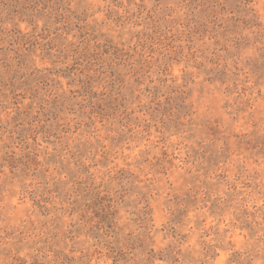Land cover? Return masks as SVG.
I'll list each match as a JSON object with an SVG mask.
<instances>
[{"label":"rangeland","instance_id":"1","mask_svg":"<svg viewBox=\"0 0 264 264\" xmlns=\"http://www.w3.org/2000/svg\"><path fill=\"white\" fill-rule=\"evenodd\" d=\"M0 264H264V0H0Z\"/></svg>","mask_w":264,"mask_h":264}]
</instances>
